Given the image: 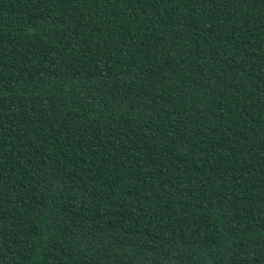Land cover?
Wrapping results in <instances>:
<instances>
[{
    "label": "trees",
    "instance_id": "trees-1",
    "mask_svg": "<svg viewBox=\"0 0 264 264\" xmlns=\"http://www.w3.org/2000/svg\"><path fill=\"white\" fill-rule=\"evenodd\" d=\"M0 264H264V0H0Z\"/></svg>",
    "mask_w": 264,
    "mask_h": 264
}]
</instances>
